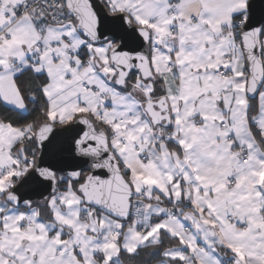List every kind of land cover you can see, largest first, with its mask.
<instances>
[{"label":"snow or ice","instance_id":"1","mask_svg":"<svg viewBox=\"0 0 264 264\" xmlns=\"http://www.w3.org/2000/svg\"><path fill=\"white\" fill-rule=\"evenodd\" d=\"M0 264H264V0H0Z\"/></svg>","mask_w":264,"mask_h":264}]
</instances>
